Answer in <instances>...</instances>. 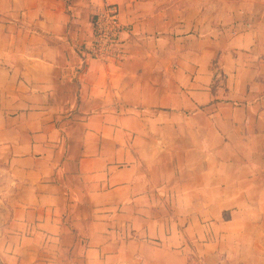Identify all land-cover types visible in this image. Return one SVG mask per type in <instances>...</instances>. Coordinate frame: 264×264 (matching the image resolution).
I'll return each instance as SVG.
<instances>
[{"label":"crops","instance_id":"crops-1","mask_svg":"<svg viewBox=\"0 0 264 264\" xmlns=\"http://www.w3.org/2000/svg\"><path fill=\"white\" fill-rule=\"evenodd\" d=\"M0 264H264V0H0Z\"/></svg>","mask_w":264,"mask_h":264},{"label":"built area","instance_id":"built-area-1","mask_svg":"<svg viewBox=\"0 0 264 264\" xmlns=\"http://www.w3.org/2000/svg\"><path fill=\"white\" fill-rule=\"evenodd\" d=\"M123 30L116 5H107L99 10L93 19L92 41L86 50L87 55L100 60L122 58Z\"/></svg>","mask_w":264,"mask_h":264}]
</instances>
